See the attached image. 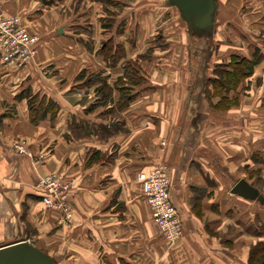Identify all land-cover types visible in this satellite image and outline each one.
<instances>
[{"label": "crops", "instance_id": "obj_1", "mask_svg": "<svg viewBox=\"0 0 264 264\" xmlns=\"http://www.w3.org/2000/svg\"><path fill=\"white\" fill-rule=\"evenodd\" d=\"M0 2L36 38L24 66L0 64V247L26 240L56 264H260L264 0H218L211 50L176 41L185 22L164 0ZM231 55L257 61L216 94L213 69ZM28 88L56 105L52 118L31 121ZM158 164L183 228L174 245L137 181ZM47 173L70 184V221L41 203ZM239 179L263 200L231 193Z\"/></svg>", "mask_w": 264, "mask_h": 264}, {"label": "built area", "instance_id": "obj_2", "mask_svg": "<svg viewBox=\"0 0 264 264\" xmlns=\"http://www.w3.org/2000/svg\"><path fill=\"white\" fill-rule=\"evenodd\" d=\"M35 36L30 34L16 15L5 16L0 2V64L24 66L35 53ZM14 148L20 154H27L24 144L15 141ZM142 197L146 200L152 220L169 245H174L182 235L179 214L170 199L171 185L166 166L158 164L137 175ZM36 187L43 191L41 203L44 207L61 210L64 221L71 220L69 182L61 174L47 173L41 177Z\"/></svg>", "mask_w": 264, "mask_h": 264}, {"label": "water", "instance_id": "obj_3", "mask_svg": "<svg viewBox=\"0 0 264 264\" xmlns=\"http://www.w3.org/2000/svg\"><path fill=\"white\" fill-rule=\"evenodd\" d=\"M164 1L166 6L177 8L188 29L199 37L206 49L211 50L212 45L210 46L209 43L213 35L218 0ZM230 192L243 198L263 200L259 192L244 179L235 181ZM0 264H56V261L26 240H19L0 247Z\"/></svg>", "mask_w": 264, "mask_h": 264}, {"label": "trees", "instance_id": "obj_4", "mask_svg": "<svg viewBox=\"0 0 264 264\" xmlns=\"http://www.w3.org/2000/svg\"><path fill=\"white\" fill-rule=\"evenodd\" d=\"M189 33L194 35L192 30H190ZM256 61L257 58H254V60H249L242 56L239 57L236 55H231V59L228 63L216 65L213 69L215 77H213L209 82L214 93L222 94L223 92L227 93L230 89H235L242 79L246 78L252 73V67ZM127 69L128 70L126 71V74L130 81L133 83H138L141 81L137 71H135L133 68H130V66L127 67ZM19 97L26 100L29 118L33 123L42 119L46 113H50L51 118L54 116L56 105L44 97L39 99V96L33 93L30 88L22 90ZM249 254L264 255V241L257 243L253 249L250 248ZM258 262H260V264H264V259H260Z\"/></svg>", "mask_w": 264, "mask_h": 264}, {"label": "rangeland", "instance_id": "obj_5", "mask_svg": "<svg viewBox=\"0 0 264 264\" xmlns=\"http://www.w3.org/2000/svg\"><path fill=\"white\" fill-rule=\"evenodd\" d=\"M168 10H172V9H168ZM170 15V14H169ZM174 16H178V15H176L175 13L174 14H172L169 18H172V17H174ZM179 16H181V15H179ZM165 19V18H164ZM182 25V27H180V28H182L183 30H185V32H186V35L188 36V38H186V40H183L184 39V37L185 36H183L182 35V37H177L176 38V41H178V42H181L182 44H184V43H186V44H188L189 42L190 43H194V40H195V38H197L195 35H192V34H190L189 32H190V30L188 29V27H187V25H186V23H182L181 24ZM171 32H173L172 31V29H170V28H168V30H165V33H166V35L168 36V34H171ZM185 41V42H183V41ZM210 41H211V39H210ZM183 49V48H182ZM182 54H183V56L185 55V51H184V49L182 50ZM185 58V57H184ZM181 60H183V58H181ZM177 62H183V61H177ZM256 244H253L252 246H250V248L251 249H253L254 248V246H255Z\"/></svg>", "mask_w": 264, "mask_h": 264}]
</instances>
